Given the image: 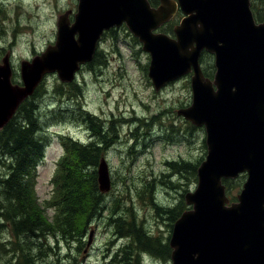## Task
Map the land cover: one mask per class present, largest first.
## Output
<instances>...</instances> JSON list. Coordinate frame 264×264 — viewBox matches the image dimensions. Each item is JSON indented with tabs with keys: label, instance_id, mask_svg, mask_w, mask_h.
Returning a JSON list of instances; mask_svg holds the SVG:
<instances>
[{
	"label": "rangeland",
	"instance_id": "374dc122",
	"mask_svg": "<svg viewBox=\"0 0 264 264\" xmlns=\"http://www.w3.org/2000/svg\"><path fill=\"white\" fill-rule=\"evenodd\" d=\"M78 2L0 0V62L11 54L14 83L22 84V60H32L55 43L58 17L71 9L70 24L75 21ZM170 27L165 30L175 37ZM214 59L208 50L199 57L204 76L211 79L216 71ZM150 60L128 27L114 26L103 34L94 59L82 66L73 82L63 83L56 73H50L36 90L39 135L46 143L37 166L36 193L47 223L56 222L51 178L55 160L63 159L66 152L64 142L104 147L101 157L110 166L111 189L102 192L103 208L82 236L64 239L56 231L57 235L37 239L32 252L35 262L103 264L110 252L119 251L123 264H173L170 238L174 223L192 208L186 194L197 187L198 167L208 147L205 127L178 112L193 103L191 78L178 77L156 90L148 75ZM78 170L81 175L90 173ZM7 171L9 157L1 155L0 174ZM238 178L232 183L234 179H222L233 187L230 196L235 202L247 174ZM138 227L168 246L164 258L142 248L133 234ZM31 238L26 237L27 242L32 243ZM13 240L9 225L0 228V264L18 262L8 254Z\"/></svg>",
	"mask_w": 264,
	"mask_h": 264
},
{
	"label": "water",
	"instance_id": "95a60500",
	"mask_svg": "<svg viewBox=\"0 0 264 264\" xmlns=\"http://www.w3.org/2000/svg\"><path fill=\"white\" fill-rule=\"evenodd\" d=\"M180 8L176 38L159 32ZM58 21L55 45L21 63L23 85L13 84L8 57L0 64V128L36 90L44 75L57 71L71 82L80 63L92 59L104 30L126 23L149 52V76L160 89L193 71V103L180 109L205 125L208 153L198 167V183L186 194L192 208L175 221L170 239L173 264H264V23L253 18L250 0H79L75 21ZM77 35V37H76ZM215 55L213 79L199 57ZM247 172L230 202L223 178ZM99 187L110 189L105 158L98 165Z\"/></svg>",
	"mask_w": 264,
	"mask_h": 264
},
{
	"label": "trees",
	"instance_id": "16d2710c",
	"mask_svg": "<svg viewBox=\"0 0 264 264\" xmlns=\"http://www.w3.org/2000/svg\"><path fill=\"white\" fill-rule=\"evenodd\" d=\"M170 28L173 30V27ZM37 95L35 91L26 99L16 115L0 129V156L9 157V171L0 174V186L3 189L0 193V228L4 225L11 228L14 240L7 249L8 254L17 257L16 264H40L35 263L32 256L35 240L47 238L49 234L57 235L56 231H60L64 239L73 240L72 236L76 239L78 235L82 236L89 221L103 208L97 166L104 147L83 145L77 141L71 144L64 142L66 155L60 161L54 179L56 189L52 205L57 211L56 222L47 223L45 209L38 203L36 193L37 166L44 157L46 146L43 137L39 135L40 118L35 102ZM70 156L74 160L71 165ZM94 166L95 170H88ZM78 169L90 173L81 175ZM226 187L230 195L233 187H229V184ZM231 198L235 199L233 195ZM133 234L143 249L165 257L168 246L162 245L158 237L148 235L143 227L136 228ZM28 236L32 237V243L27 242ZM118 252L103 264H123L118 259ZM139 264L142 263L139 261Z\"/></svg>",
	"mask_w": 264,
	"mask_h": 264
},
{
	"label": "flooded vegetation",
	"instance_id": "af4514ba",
	"mask_svg": "<svg viewBox=\"0 0 264 264\" xmlns=\"http://www.w3.org/2000/svg\"><path fill=\"white\" fill-rule=\"evenodd\" d=\"M250 8L255 22L264 23V0H251Z\"/></svg>",
	"mask_w": 264,
	"mask_h": 264
},
{
	"label": "bare ground",
	"instance_id": "6f19581e",
	"mask_svg": "<svg viewBox=\"0 0 264 264\" xmlns=\"http://www.w3.org/2000/svg\"><path fill=\"white\" fill-rule=\"evenodd\" d=\"M73 218H74V217H73ZM74 222H75V221H74ZM6 223H7V222H6ZM2 227H3V226H2ZM75 230H76V229H75ZM75 230H74V232H75ZM35 241H36V240H35ZM34 246H35V244H34ZM3 258H4V257H3ZM36 262H37V261H36ZM36 262H35V263H36Z\"/></svg>",
	"mask_w": 264,
	"mask_h": 264
}]
</instances>
